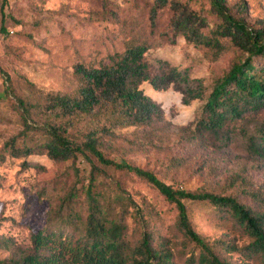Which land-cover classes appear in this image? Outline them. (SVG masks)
<instances>
[{
	"label": "rangeland",
	"instance_id": "obj_1",
	"mask_svg": "<svg viewBox=\"0 0 264 264\" xmlns=\"http://www.w3.org/2000/svg\"><path fill=\"white\" fill-rule=\"evenodd\" d=\"M175 1L209 14L207 0H168L157 9L153 27L154 0H7L6 32L0 31V241L8 244L0 246V260L29 252L31 234L45 225L73 185L78 188L88 183L93 169L97 188L111 196L119 193L122 203L128 205L125 222L130 246L138 244L146 228L152 233V246L164 244L174 264H186L191 251H198L177 229L175 205L144 178L103 165L94 157L91 161L81 155L53 159L39 144L45 138L44 123L61 120L47 106L49 93L75 95L78 91L73 75L78 61L98 66L108 62V54L122 51L127 41L143 42L152 73L166 74L169 67L187 71L191 78L201 79L207 95L214 80L244 56L228 41L225 50L215 54L174 34ZM227 1L233 5L239 0ZM244 1L250 23L264 19V0ZM179 85L172 82L155 90L149 82H142L139 87L161 106L163 119L150 125L113 128L112 136H104L102 151L116 161L153 172L173 188L233 196L263 213L264 158L249 149L241 129L252 132L264 125V108L230 122L229 138L207 133L195 137L206 96L183 104ZM18 99L30 109L28 127ZM91 122L86 117L75 121L68 136L80 142ZM10 140L15 148L6 145ZM24 144L30 145L29 153ZM184 203L194 229L221 259L233 264H263L261 255L244 248L250 236L228 210L208 201L185 199ZM72 206L80 227L86 214L82 190Z\"/></svg>",
	"mask_w": 264,
	"mask_h": 264
},
{
	"label": "trees",
	"instance_id": "obj_2",
	"mask_svg": "<svg viewBox=\"0 0 264 264\" xmlns=\"http://www.w3.org/2000/svg\"><path fill=\"white\" fill-rule=\"evenodd\" d=\"M207 1L209 14L175 1L172 4L174 15L171 21L174 34L183 35L195 46L210 48L215 54L225 50V41H228L244 54L214 80L207 95L201 79L191 78L187 71L169 67L166 74L152 73L145 55L147 45L135 40L127 41L122 51L107 55V63L98 66L87 65L82 61L75 63L73 75L78 82L75 95L49 93L47 106L61 120L58 123H44L42 129L45 138L39 144L53 159L81 155L91 161V157H94L103 165L144 178L175 205L177 229L198 250L191 251L186 264L233 263L221 259L212 244L194 229L187 214L185 199L208 201L228 210L250 236L244 248L252 254L261 255L264 264V212L252 210L233 196L173 188L153 172L124 160L109 158L101 149L104 136H112V129L117 126L150 125L163 119L161 106L139 87L144 81L149 82L155 90L179 82L178 90L182 94L183 104L206 96L196 120L193 132L195 137L207 133L218 137L223 134V137L229 138L230 129H227V125L230 122L264 108V19L257 24L250 23L245 16L247 4L244 0L233 5L227 0ZM167 2L154 0L151 9L153 27L157 9ZM6 3L7 0H2L0 7V31L3 33L6 32L3 26ZM208 15L214 18L210 20ZM18 100L23 106L24 123L28 127L30 109L24 101ZM82 117L92 122L78 142L71 139L67 132ZM241 133L246 137L249 149L264 158V146L260 142L264 141V125H258L252 132L241 129ZM6 145L15 148L14 140ZM23 148L28 153L32 150L26 144ZM97 185L93 169L88 183L78 188L73 185L72 190L62 197L58 208L49 215L45 225L31 234L32 249L2 259L0 264H174L172 253L164 244L159 248L152 246V233L146 228L138 244L129 245L125 222L128 205L122 203V195L119 193L111 196L99 190ZM79 190H82L86 202V214L80 227L77 224L78 214L72 206ZM117 204L122 207L117 209ZM7 244L6 241H0V246Z\"/></svg>",
	"mask_w": 264,
	"mask_h": 264
}]
</instances>
